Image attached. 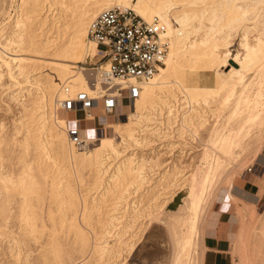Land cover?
I'll return each mask as SVG.
<instances>
[{"label": "bare ground", "instance_id": "obj_1", "mask_svg": "<svg viewBox=\"0 0 264 264\" xmlns=\"http://www.w3.org/2000/svg\"><path fill=\"white\" fill-rule=\"evenodd\" d=\"M113 8L159 19L168 51L78 149L61 106L94 94L88 27ZM0 112V264H126L153 226L167 264H201L214 203L239 225L237 264H264L259 195L234 184L264 180V0H0Z\"/></svg>", "mask_w": 264, "mask_h": 264}, {"label": "built area", "instance_id": "obj_2", "mask_svg": "<svg viewBox=\"0 0 264 264\" xmlns=\"http://www.w3.org/2000/svg\"><path fill=\"white\" fill-rule=\"evenodd\" d=\"M163 33L159 19L146 22L133 12L119 8L102 11L89 24L88 38L96 45L95 63L85 64L83 69L88 68L87 78L94 94L78 92L61 106V110L74 116L79 111L84 113L81 120L75 116L74 125L68 127L74 147L81 149L85 145L81 125L91 123L86 120L91 109H102L92 119L93 123L100 120L96 128L99 130L105 116H116L120 106H131L139 98L138 84L149 81L166 57L168 44L162 38Z\"/></svg>", "mask_w": 264, "mask_h": 264}, {"label": "rangeland", "instance_id": "obj_3", "mask_svg": "<svg viewBox=\"0 0 264 264\" xmlns=\"http://www.w3.org/2000/svg\"><path fill=\"white\" fill-rule=\"evenodd\" d=\"M88 59H89V57H88ZM86 61H88V60H86ZM91 62L95 63V58ZM199 81L201 82L200 85L212 86L214 84L213 78L209 77V76H200ZM15 113H16V111H15ZM13 116L14 115L11 116V114H8L5 116V114L0 112V118H1V120L3 118V121L7 123L6 124L7 127L10 125L9 121H11L12 118L15 119ZM75 116L77 119L81 120V118L84 117V113L82 111H79ZM70 117L73 118L72 115H70ZM99 121L100 120L97 119V120H95V123L88 122L92 126L93 131L94 130L97 131L96 128L98 127ZM73 125H74L73 122L68 123L69 128ZM83 125L84 124H82L81 126H83ZM196 155H197V153L192 155V157H194ZM254 162H255L254 157H252V156L247 157L245 160V164H244L245 169L248 167H253ZM259 169L260 168H258V169L253 168L252 173H255V171L258 173ZM252 173H250V174H252ZM250 174L246 173L244 178L243 177L241 178V177H239L238 174H236V176L234 177V184L236 187L242 189L243 186H245V183L248 182L250 184H246V185L250 188V187H253L251 185H252V181H254L257 188H253L251 192L259 195L260 199L256 203V209H257V214H261L264 211V180L257 178V179H253V180L249 181L248 176H250ZM218 207H219V205L217 203H214L211 205V207L209 208L208 213H207V219L210 217L211 213L215 209H217ZM238 211H239L238 209H237V211H234V214L235 213L237 214ZM231 230H232V235L230 236V242H231V248H232L235 246L234 241L236 240V236L239 232V225L237 224L235 226H232ZM142 242H143L142 245H140V247L137 248V250L134 253V255L132 256V258L126 264H167L170 246H169L168 238L165 234V230L162 227L153 226L152 228H150L148 234H146V236L144 235ZM230 253H231V256L233 258V264H237L238 260L240 259L239 256L237 255V253H233L232 250L230 251Z\"/></svg>", "mask_w": 264, "mask_h": 264}, {"label": "crops", "instance_id": "obj_4", "mask_svg": "<svg viewBox=\"0 0 264 264\" xmlns=\"http://www.w3.org/2000/svg\"><path fill=\"white\" fill-rule=\"evenodd\" d=\"M260 171L261 169H259L258 172ZM251 180L253 179L251 178L249 181ZM246 184L250 183H245V186L240 189L251 195H255L251 192L253 188H257L254 181H252L251 185L253 187L249 188ZM217 204L219 207L211 213L204 226L201 264H233V258L230 253V236L232 235L230 219L233 212L223 204ZM142 243L143 242H141L140 245H142Z\"/></svg>", "mask_w": 264, "mask_h": 264}]
</instances>
